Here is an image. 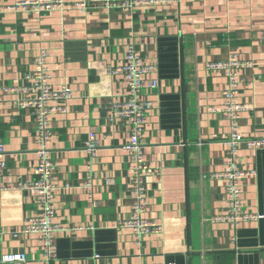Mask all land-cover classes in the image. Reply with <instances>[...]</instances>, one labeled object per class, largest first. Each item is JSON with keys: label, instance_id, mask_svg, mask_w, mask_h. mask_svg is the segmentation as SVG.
Segmentation results:
<instances>
[{"label": "crops", "instance_id": "1", "mask_svg": "<svg viewBox=\"0 0 264 264\" xmlns=\"http://www.w3.org/2000/svg\"><path fill=\"white\" fill-rule=\"evenodd\" d=\"M37 0H0V142L7 171L0 177V259L26 255L15 264H264V149L241 146V168L255 175L243 182L244 211L259 216L234 230L218 223L225 213L224 171L231 127L210 106L222 101L223 73L207 64L231 54L253 65L242 71L240 102L252 107L240 132L264 138V0H156L130 9L92 0H64L63 10L17 8ZM72 7V8H71ZM9 8H15L8 10ZM132 38L145 60L157 66L158 87L143 93L154 106L143 138L145 159L161 180L148 181L146 218L163 227L141 244L122 227L133 213L131 165L125 120H111V104L124 100L123 77L106 73L123 64L122 40ZM42 50L49 52L54 88L69 85L67 113L53 117L50 153L56 183L57 221L76 229L57 239V259L47 262L36 236L20 234L37 211L34 194L19 186L34 179L37 164L34 118L18 108L32 96L26 74ZM5 88H17L5 93ZM94 132L100 147L92 173L85 144ZM94 182L93 204L84 181ZM68 186V188H66Z\"/></svg>", "mask_w": 264, "mask_h": 264}, {"label": "built area", "instance_id": "2", "mask_svg": "<svg viewBox=\"0 0 264 264\" xmlns=\"http://www.w3.org/2000/svg\"><path fill=\"white\" fill-rule=\"evenodd\" d=\"M155 1L92 0L78 3L73 8L85 12L89 7L101 4L107 10L115 8L127 10L135 5ZM163 2H168V0H163ZM65 6L70 7L64 0H37L33 3H21L17 8L55 11L63 10ZM13 9L15 8L8 10ZM3 10L5 9L0 8V12ZM121 45L124 49L123 64L115 67L107 66L105 70L109 75L123 77L127 84L124 100L112 102L110 118L111 120H125L130 127V139L123 146V150L131 165L133 213L128 220L123 222L122 227L133 232L136 243L139 245L145 237L160 234L163 230L161 225L150 222L146 218L149 207L148 181L153 178L161 180L162 173L159 169L153 170L147 163L142 144L149 112L154 106L152 101L143 98V93L158 87L156 79H149L157 74V66L145 60L132 38L122 40ZM49 57L50 54L46 50L39 53L33 69L25 76L28 87L21 88V91L28 90L33 94L17 103L19 109L29 111L34 118L37 145V164L33 170L35 178L19 186L22 190L33 192L37 211L26 219L24 230L20 234L36 236L47 262L57 259L59 236L72 234L76 230L62 226L57 221L55 199L63 188L56 183V166L50 153L53 138L52 119L57 114L67 113V103L73 96V90L69 85H62L59 88L52 86ZM252 65V62L241 60L237 54H231L224 60L207 64L208 71L213 74L223 73L226 80L222 90V101L210 106L209 111L212 114H223L231 127V136L226 142L228 152L224 161V171L216 175L224 182L225 213L215 216L213 220L218 223H228L234 230L242 224L259 218L257 215L246 213L242 204L243 182L255 173L252 170L241 168V146L245 144L252 149H264V138H248L240 132L242 116L252 111L251 106L240 102L245 84L242 71ZM16 91H18L17 88L4 89L5 93ZM99 147L100 141L97 135L91 132L85 144L86 153L91 158L85 167L89 174L92 173L93 160L97 157ZM5 153V147L0 142V177L7 171ZM93 187V178L89 175L84 181L83 188L89 200L95 204ZM5 189V187L0 188V196ZM26 260V255L23 254H6L0 259V264L24 263Z\"/></svg>", "mask_w": 264, "mask_h": 264}]
</instances>
